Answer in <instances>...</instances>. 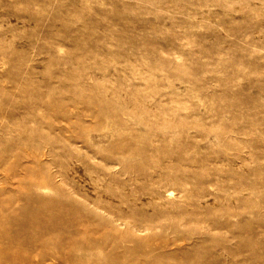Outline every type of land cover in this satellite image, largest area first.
<instances>
[{
    "label": "rangeland",
    "instance_id": "374dc122",
    "mask_svg": "<svg viewBox=\"0 0 264 264\" xmlns=\"http://www.w3.org/2000/svg\"><path fill=\"white\" fill-rule=\"evenodd\" d=\"M1 248L264 264V0H0Z\"/></svg>",
    "mask_w": 264,
    "mask_h": 264
},
{
    "label": "bare ground",
    "instance_id": "6f19581e",
    "mask_svg": "<svg viewBox=\"0 0 264 264\" xmlns=\"http://www.w3.org/2000/svg\"><path fill=\"white\" fill-rule=\"evenodd\" d=\"M17 214L19 217L17 224L18 234L16 236H12L13 243L22 241V239L33 240V238L31 236H28V234L27 235L25 234V236H22V238L20 237V235H22L24 231L25 232L26 230L28 231L29 228L33 229L37 233L43 231L46 228L52 229L53 226H56L61 222V218H60L61 213L52 211L50 204L45 206L39 203H36V205H30L29 203H26L23 207H21L17 211ZM41 216H44L45 220L41 219L40 218ZM2 259L5 262V263L3 262L2 264H28V258L25 251L24 250L22 251L19 248H16L15 250H13V252L8 254L4 249L1 248L0 260ZM114 263L117 262L114 261Z\"/></svg>",
    "mask_w": 264,
    "mask_h": 264
}]
</instances>
